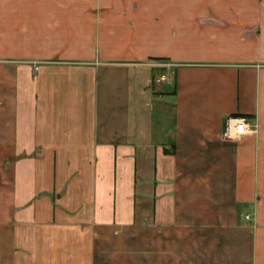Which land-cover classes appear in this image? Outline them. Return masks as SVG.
<instances>
[{
  "label": "crops",
  "instance_id": "1",
  "mask_svg": "<svg viewBox=\"0 0 264 264\" xmlns=\"http://www.w3.org/2000/svg\"><path fill=\"white\" fill-rule=\"evenodd\" d=\"M0 264H264V0H0Z\"/></svg>",
  "mask_w": 264,
  "mask_h": 264
},
{
  "label": "built area",
  "instance_id": "2",
  "mask_svg": "<svg viewBox=\"0 0 264 264\" xmlns=\"http://www.w3.org/2000/svg\"><path fill=\"white\" fill-rule=\"evenodd\" d=\"M164 77L157 79V82L163 81ZM256 125L249 123L247 118L238 116H229L224 121L223 138L229 141H235L248 133H255Z\"/></svg>",
  "mask_w": 264,
  "mask_h": 264
}]
</instances>
